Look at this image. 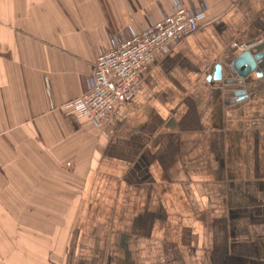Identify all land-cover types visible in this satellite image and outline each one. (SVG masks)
Masks as SVG:
<instances>
[{
    "label": "crops",
    "instance_id": "1",
    "mask_svg": "<svg viewBox=\"0 0 264 264\" xmlns=\"http://www.w3.org/2000/svg\"><path fill=\"white\" fill-rule=\"evenodd\" d=\"M173 0H0V264H264V0H205L112 121L65 105ZM191 6L195 0H179Z\"/></svg>",
    "mask_w": 264,
    "mask_h": 264
},
{
    "label": "built area",
    "instance_id": "2",
    "mask_svg": "<svg viewBox=\"0 0 264 264\" xmlns=\"http://www.w3.org/2000/svg\"><path fill=\"white\" fill-rule=\"evenodd\" d=\"M206 11L205 0H195L189 7L173 0L171 12L161 20L128 35H113L109 47L98 55L85 91L65 105L73 109V117L87 116L95 125L114 120L121 105L142 87L157 58L197 31Z\"/></svg>",
    "mask_w": 264,
    "mask_h": 264
},
{
    "label": "water",
    "instance_id": "3",
    "mask_svg": "<svg viewBox=\"0 0 264 264\" xmlns=\"http://www.w3.org/2000/svg\"><path fill=\"white\" fill-rule=\"evenodd\" d=\"M264 59V51L253 54L250 50L243 51L231 63L232 69L236 72L238 78L224 79V67L221 64L214 66L213 72L208 76V80L223 81L230 85V89L234 92L236 97L243 98L245 90L240 88L243 80L252 72H257L259 69V62Z\"/></svg>",
    "mask_w": 264,
    "mask_h": 264
}]
</instances>
